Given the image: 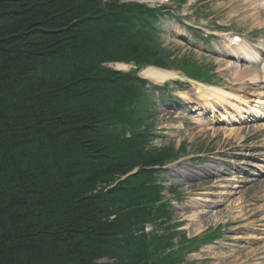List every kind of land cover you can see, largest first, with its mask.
<instances>
[{"label": "trees", "instance_id": "1", "mask_svg": "<svg viewBox=\"0 0 264 264\" xmlns=\"http://www.w3.org/2000/svg\"><path fill=\"white\" fill-rule=\"evenodd\" d=\"M158 13L0 0V264H165L178 254L157 228L172 206L154 168L173 158L145 147L151 130L137 117L153 114L138 70L164 66L146 51Z\"/></svg>", "mask_w": 264, "mask_h": 264}, {"label": "rangeland", "instance_id": "2", "mask_svg": "<svg viewBox=\"0 0 264 264\" xmlns=\"http://www.w3.org/2000/svg\"><path fill=\"white\" fill-rule=\"evenodd\" d=\"M181 4L171 3L176 14L161 18L157 24L161 29L156 27L157 35L147 42L146 51L152 53V61L185 68L202 83L176 72L179 77L171 79L168 88L183 102L166 103L155 92L154 106V98L145 94L142 102L153 107V114L140 112L137 117L145 130H151L145 147L168 152L167 160L174 159L156 174L162 195L172 206L170 218L157 224L159 231L167 230L164 240L173 245L184 236L196 240L215 231L219 235L217 242L195 244L193 250L173 248L178 254L170 251L174 259L165 264H264V0ZM233 35L241 41L235 42ZM240 51L251 62L234 57ZM127 66V71H135L133 65ZM104 67L121 71L114 63ZM251 67L253 76L235 82L238 72ZM138 76L142 78L141 73ZM212 87L219 88L217 100ZM203 92L211 96L212 105L201 98ZM258 182L262 184L257 191L253 184ZM146 231L152 232V227ZM97 263L119 264L107 258Z\"/></svg>", "mask_w": 264, "mask_h": 264}, {"label": "bare ground", "instance_id": "3", "mask_svg": "<svg viewBox=\"0 0 264 264\" xmlns=\"http://www.w3.org/2000/svg\"><path fill=\"white\" fill-rule=\"evenodd\" d=\"M144 1H146L148 3H155L156 1H160V0H144ZM235 54H239L238 55L239 59H241V58L246 59V56L244 54L242 55V51H240V53H235ZM256 60H258V59H256ZM115 66L118 69L124 70V71H126L128 69V66L125 65V64H115ZM249 69H253V68L252 67L251 68H248V69H246V71L244 70L245 72H243V73H242V71L238 72L237 75H236L235 82L242 80L243 77L244 78H247L249 76L250 77L253 76V74H254L253 71H249ZM141 75H142V77H144V78H146V79H148V80H150V81H152V82H154L156 84H163V83L167 82L168 80H171V79L177 77L176 74H172V72H170V71H164V70L157 69V68H154V67H149V68L145 69L141 73ZM255 80L256 79H254V81ZM243 87L244 86H242V88ZM211 89L214 91L213 100H217L218 99V95H216V93L217 92L218 93L220 92L219 91V88L212 87ZM244 91H248V89L245 88ZM209 97H211V96L210 95H207L205 92H203V95L201 96V98L202 99H205L207 102L209 101L208 100ZM208 104L212 105L210 102H208ZM223 173H225V172H223ZM223 173H221V174H223ZM221 174H218V176H220ZM210 184H211V182H210ZM261 184H262V182L257 183L255 186L253 185L254 186L253 189L258 191L260 189V187H261L260 186ZM196 189L197 188L191 186V190H196ZM220 206H221V204H220Z\"/></svg>", "mask_w": 264, "mask_h": 264}]
</instances>
